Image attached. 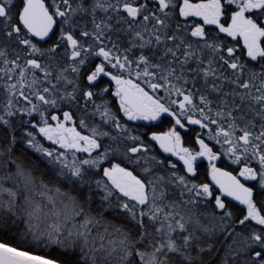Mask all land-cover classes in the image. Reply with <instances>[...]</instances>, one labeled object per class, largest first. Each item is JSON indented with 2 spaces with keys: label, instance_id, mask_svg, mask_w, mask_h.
<instances>
[{
  "label": "snow or ice",
  "instance_id": "1",
  "mask_svg": "<svg viewBox=\"0 0 264 264\" xmlns=\"http://www.w3.org/2000/svg\"><path fill=\"white\" fill-rule=\"evenodd\" d=\"M0 264H264V0H0Z\"/></svg>",
  "mask_w": 264,
  "mask_h": 264
}]
</instances>
